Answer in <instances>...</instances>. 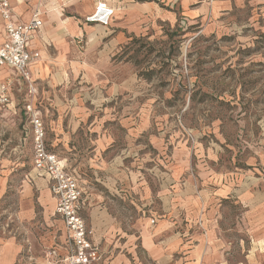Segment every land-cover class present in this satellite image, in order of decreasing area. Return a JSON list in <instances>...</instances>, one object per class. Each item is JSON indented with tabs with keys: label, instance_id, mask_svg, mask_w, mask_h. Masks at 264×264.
<instances>
[{
	"label": "rangeland",
	"instance_id": "374dc122",
	"mask_svg": "<svg viewBox=\"0 0 264 264\" xmlns=\"http://www.w3.org/2000/svg\"><path fill=\"white\" fill-rule=\"evenodd\" d=\"M132 5L131 18L122 6L112 23L124 34L118 48L72 38L78 59L68 61V80L51 85L48 71L18 79L19 115L0 112V230L20 246L16 264H72L73 252L50 188L31 179L27 104L44 123L50 152L79 180L81 214L102 256L96 264H156L140 235L162 219L161 191L198 184L205 170L262 197L249 209L224 203L216 219L234 262L264 264V0ZM63 89L73 109L60 115L52 110ZM73 120L83 129L73 132ZM95 123L110 145L93 144L87 129ZM63 131L69 140L57 135Z\"/></svg>",
	"mask_w": 264,
	"mask_h": 264
},
{
	"label": "crops",
	"instance_id": "0c3cea01",
	"mask_svg": "<svg viewBox=\"0 0 264 264\" xmlns=\"http://www.w3.org/2000/svg\"><path fill=\"white\" fill-rule=\"evenodd\" d=\"M132 1L10 0L16 20L29 22L38 11L43 21L42 28L35 33L30 44V50L38 52L40 56L30 65L28 69L30 76L40 78L41 72L43 74L48 71L51 73L49 79L51 85L59 86L65 83L68 80L66 72L68 61L78 59V54L71 49L72 38L87 36L91 40L102 39L107 41L106 49L118 48L124 34L119 32V27H112V23H114L115 17L124 15L122 6L124 10L129 8L127 18L133 16L136 7L132 5ZM100 2H105L115 10L109 26L86 21V18L95 11ZM0 23L2 27L1 47L6 39L5 24L1 16ZM97 34H100V37H97ZM75 65L80 66L77 63ZM9 78L15 81L14 88H16L18 79L21 77L10 68L2 69L0 81H6ZM55 96L57 105L53 107L54 113L62 115L68 109H73L72 101L61 100V97H67L64 89L59 93L56 92ZM11 97L12 104L4 112L6 119L19 115L12 93ZM70 128L73 132L83 129L82 125L74 120L71 121ZM25 129L27 130L23 134L25 135L23 142L27 143L28 140L31 141L32 137L29 133L30 130ZM55 129L60 132L63 128L60 125H55ZM87 130L94 137L93 144L99 149L112 143L111 134L109 135L108 132L101 129L98 124L90 125ZM57 135L61 137V140L67 141L70 139L71 133L66 134L63 131L62 134ZM199 177L198 184H189L181 188L174 185L171 190L167 188L161 193L159 192L165 208L160 216L161 220H155L153 226L149 225L142 230L140 242L143 251L156 264H247L243 259L233 261L232 252L229 251L230 244L218 229L216 215L223 209L224 203L229 201L237 200V203L249 209L259 205L262 197L258 194L254 195L255 192L252 194L244 187L234 185L228 176L213 175L205 170L200 173ZM37 180L47 183L44 179ZM47 187H49L48 183ZM260 209L264 211V207ZM263 219L264 216L261 223H263ZM248 223L249 215L247 214L245 224L248 226ZM19 254V244L14 239L5 238V234L0 230V264H16Z\"/></svg>",
	"mask_w": 264,
	"mask_h": 264
},
{
	"label": "built area",
	"instance_id": "2783aa9c",
	"mask_svg": "<svg viewBox=\"0 0 264 264\" xmlns=\"http://www.w3.org/2000/svg\"><path fill=\"white\" fill-rule=\"evenodd\" d=\"M115 10L105 2L97 4L95 11L86 18L87 22L109 26ZM0 16L5 24L6 39L0 47V71L5 68L14 70L22 79L29 81V67L40 56L30 50V44L37 31L43 26L37 11L29 22L15 19L10 0H0ZM13 79L0 81V112H5L12 104ZM30 115L33 132V168L31 179H44L56 200V214L62 219L68 242L72 247V264H96L102 256L99 246L94 243L92 233L83 218L82 194L79 180L71 173L67 163L58 155L50 152L46 143V131L42 119L32 105L24 107ZM155 224V220H152Z\"/></svg>",
	"mask_w": 264,
	"mask_h": 264
}]
</instances>
